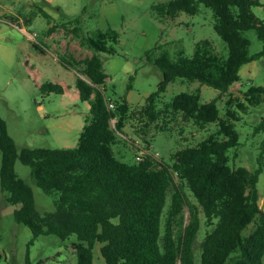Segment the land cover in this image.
Returning <instances> with one entry per match:
<instances>
[{
	"label": "trees",
	"instance_id": "16d2710c",
	"mask_svg": "<svg viewBox=\"0 0 264 264\" xmlns=\"http://www.w3.org/2000/svg\"><path fill=\"white\" fill-rule=\"evenodd\" d=\"M199 3L212 10L214 29L225 41L227 53H218L207 38L195 43L190 56L178 51L174 59L166 50L158 51L160 44L146 49V59L162 71L163 78L136 109H131L126 96L111 99L104 94L108 73L100 53H116L120 32L108 25L79 34L81 15L51 23L47 36L58 25L75 22L71 30L79 44L92 50L84 58L68 54L70 59L66 55L60 58L77 72L79 99L89 104L75 146H25L18 150L0 116V185L6 200L16 205V221L26 225L33 238L41 234L61 239L75 235L71 244L76 264H93L96 243H101L105 264H264V209L259 206L257 189L263 164L258 159L259 166L254 169L233 167L228 154L239 144L235 122L241 118L240 112L264 101V87L248 85L243 91L244 101L229 95L224 115L217 102L219 95L240 79L244 64L264 57V22L252 11L260 0H165L152 8L159 16L172 18L181 11L196 14ZM35 8L31 13H40L51 22L46 11L39 5ZM6 19L14 22L12 17ZM249 29H254L262 41V49L255 53L249 52L250 41L244 34ZM34 46L43 50L39 44ZM176 79L198 81L219 93L201 102L199 89L181 91L165 103L164 109H157L159 97ZM39 87L44 92L64 91L60 83L51 81ZM109 100L114 103L112 109ZM163 111L181 113L199 127L212 122L217 127L196 144L176 150L171 163L149 153L131 163L117 158L112 146L132 114L145 117L147 126ZM263 123L264 118L256 128H264ZM16 160L30 168L31 179L44 193L54 195L53 210H38L31 185L15 171ZM203 223L206 228L196 254ZM250 223L252 230L243 235ZM22 264H31L28 249Z\"/></svg>",
	"mask_w": 264,
	"mask_h": 264
},
{
	"label": "rangeland",
	"instance_id": "374dc122",
	"mask_svg": "<svg viewBox=\"0 0 264 264\" xmlns=\"http://www.w3.org/2000/svg\"><path fill=\"white\" fill-rule=\"evenodd\" d=\"M159 1L165 0H82L83 9L75 15H81L79 34L87 35L96 28L108 25L120 32L115 45L116 53H100L108 73L104 85V94L108 98L115 99L129 93L131 102L135 103L143 101V96L157 88L163 78L162 71L146 59L143 48L160 44L158 51L166 50L174 59L178 51L190 56L195 43L207 38L218 53H227L225 41L214 29L215 19L209 7L199 3L196 14L181 11L172 18L161 17L152 8ZM31 3V0H0V116L6 121L8 133L18 150L25 146L72 147L78 142L89 109L88 102L74 98L71 91L44 92L39 86L51 81L76 88L77 72L60 58L68 54L80 59L90 55L92 50L79 44L78 37L71 30L75 22L67 23L65 27L57 24L52 31L53 36L48 39L47 29L57 20L51 19L49 23L40 13L29 12ZM252 11L259 21L264 22V0L252 6ZM15 14H20L22 19H31L24 22L14 18ZM5 17L14 18V22L7 21ZM33 32L34 35L31 34ZM244 34L250 41V53L262 49V41L254 29L246 30ZM35 43L45 46L40 45L43 51L36 48ZM65 58L70 59L67 55ZM251 84L264 87V57L244 64L240 69V79L230 86L228 92L219 95L217 102L221 115H224V103L228 96L232 94L244 101L243 91ZM196 89L200 90L201 102L209 101L219 93L218 89L198 81L176 79L168 83L156 108L164 109L165 103L181 91ZM240 115L241 118L235 122L239 144L228 150L230 164L254 169L259 166V159L264 168V128H256L264 118V101L248 106L247 111L240 112ZM146 121L140 114H132L126 122V126L132 128L131 134L119 133L118 142L112 146L117 158L127 163L135 162L138 152L136 143H139L154 153L157 159L171 163L176 150L196 144L217 127L216 122L199 127L192 119L171 111L161 112L157 120L147 126ZM114 123L115 119L112 120ZM14 166L18 176L31 185L38 210H53L54 195L44 193L33 182L27 165L16 160ZM257 189L260 207L264 209V169L259 174ZM185 192L195 201L188 189L185 188ZM166 203L165 209L169 204L168 198ZM15 207L6 200V193L0 185V264L24 263L27 249L31 264H38L39 260L43 261L42 264H76L71 244L76 240L75 235L61 239L54 234H41L33 238L31 230L16 221ZM188 217L186 207V223ZM205 228L203 223L197 238L196 254ZM252 228L253 223H250L243 229V235H247ZM100 245L96 243L93 248V264H105Z\"/></svg>",
	"mask_w": 264,
	"mask_h": 264
},
{
	"label": "crops",
	"instance_id": "0c3cea01",
	"mask_svg": "<svg viewBox=\"0 0 264 264\" xmlns=\"http://www.w3.org/2000/svg\"><path fill=\"white\" fill-rule=\"evenodd\" d=\"M31 2L32 3L30 4V7L28 9L29 12H31L33 10H36L35 5H39L44 11H46L51 16V18L53 20H57V21H59V20L60 21H67L68 19H70L73 16H75L79 11H81V9H83L82 8V0H31ZM14 18L22 19L20 14H15ZM4 19H6V17ZM30 19L31 18L29 17V18H25V19H22V20L25 22V20L29 21ZM6 20L10 21L8 19H6ZM57 21H55V22H57ZM23 30H25V29L23 28ZM52 36H53V32L50 33L47 36V38L50 39ZM39 45L42 46V44H39ZM146 48H143L142 50H146ZM91 53L92 52H90V55H91ZM71 69H73V68H71ZM107 79H108V77L106 78V80ZM63 89H64L63 93L71 91V93L73 94L74 98H78L79 97L77 89L73 88L71 85L64 83ZM130 91L131 90H129V92ZM148 95L149 94H147L145 97L144 96L142 97L143 101H139V102H135V103L131 102L129 93L126 95V99L129 102V104L131 106V109H136L137 107H140L142 104H144V102H145V100H146ZM126 125H127V123H125V125L123 127V133L125 132L127 134H131V129L132 128L129 127L130 126L129 124H128L129 126H126Z\"/></svg>",
	"mask_w": 264,
	"mask_h": 264
},
{
	"label": "built area",
	"instance_id": "2783aa9c",
	"mask_svg": "<svg viewBox=\"0 0 264 264\" xmlns=\"http://www.w3.org/2000/svg\"><path fill=\"white\" fill-rule=\"evenodd\" d=\"M31 34L34 35L35 33L33 32V33H31ZM108 107L111 108V109L114 108V103H113L112 101H110V100L108 101ZM112 120H113V119H112ZM136 145H137V147H138V152H137V155H136L137 160H142V159H143V156H144L146 153H149V154L155 156V154L152 153V152H150V151L148 150V148L142 146V145L139 144V143H136ZM155 157H156V156H155ZM259 206H260V204H259Z\"/></svg>",
	"mask_w": 264,
	"mask_h": 264
}]
</instances>
